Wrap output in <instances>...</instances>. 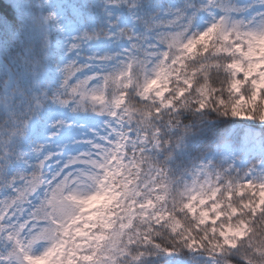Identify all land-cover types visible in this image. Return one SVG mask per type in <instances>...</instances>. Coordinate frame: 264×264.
Segmentation results:
<instances>
[{"label":"snow or ice","instance_id":"1","mask_svg":"<svg viewBox=\"0 0 264 264\" xmlns=\"http://www.w3.org/2000/svg\"><path fill=\"white\" fill-rule=\"evenodd\" d=\"M0 264H264V0H0Z\"/></svg>","mask_w":264,"mask_h":264}]
</instances>
